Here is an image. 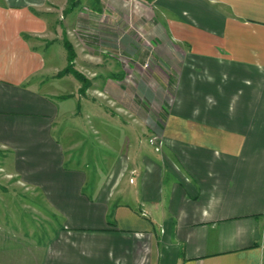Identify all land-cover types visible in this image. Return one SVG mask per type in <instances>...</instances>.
<instances>
[{"label":"crops","instance_id":"crops-1","mask_svg":"<svg viewBox=\"0 0 264 264\" xmlns=\"http://www.w3.org/2000/svg\"><path fill=\"white\" fill-rule=\"evenodd\" d=\"M101 3L96 42L124 54H93L92 100L43 57L0 67V150L46 220L38 264H264V0L141 4L157 52L132 84L128 6Z\"/></svg>","mask_w":264,"mask_h":264},{"label":"rangeland","instance_id":"rangeland-1","mask_svg":"<svg viewBox=\"0 0 264 264\" xmlns=\"http://www.w3.org/2000/svg\"><path fill=\"white\" fill-rule=\"evenodd\" d=\"M105 1L128 6V21L133 26L130 30L134 31L139 41L136 59L128 58V83L141 80V75L136 76L131 68L132 61L137 60L144 65L142 76L148 78L150 70L154 67L153 57L145 61L138 58L146 54L148 47L149 54L157 52L154 42L143 33L141 27L144 24L142 20L148 21L146 19L149 18L146 8L141 4L149 5L150 0ZM136 5L139 6L135 7ZM148 8L151 10L150 5ZM102 9L101 0H0V67H12L19 54H33L40 62L44 61L43 57L48 67L53 70L59 68L58 75L67 73L72 79L79 81L81 93L92 100V70L97 61L93 59V54H124L121 50L115 52L108 48L110 44L96 42L95 28L99 22L95 21L94 17L103 11ZM154 12L149 13L152 15ZM107 20L104 18L105 24L109 22ZM122 61L126 62L125 59ZM146 62H149L147 67ZM70 82L65 81L66 86L70 85ZM136 129L141 130L137 127ZM145 133L141 139L143 144L158 150L161 141L155 139V142L151 143L150 132ZM101 151L105 152L106 157H114L104 149ZM3 153L4 151L0 150V264H38L42 258V245L48 238L46 220L39 211L43 208L40 203H33L24 189L17 185L11 186L17 184L14 181L19 177L11 172L9 157L5 158ZM87 159L88 172L98 165L107 169V159H103V154L99 164L94 162L92 155ZM58 221L53 218L54 224Z\"/></svg>","mask_w":264,"mask_h":264},{"label":"built area","instance_id":"built-area-1","mask_svg":"<svg viewBox=\"0 0 264 264\" xmlns=\"http://www.w3.org/2000/svg\"><path fill=\"white\" fill-rule=\"evenodd\" d=\"M148 63H149V62H146V63H145V66H146V67L148 66ZM150 141H151V143H154V142H155V139H154V138H151Z\"/></svg>","mask_w":264,"mask_h":264}]
</instances>
